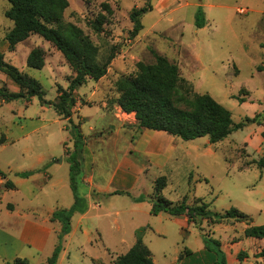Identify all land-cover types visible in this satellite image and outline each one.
<instances>
[{
  "label": "rangeland",
  "instance_id": "1",
  "mask_svg": "<svg viewBox=\"0 0 264 264\" xmlns=\"http://www.w3.org/2000/svg\"><path fill=\"white\" fill-rule=\"evenodd\" d=\"M68 1L64 21L78 27L90 39L97 48L98 62L105 63L109 55L116 54L104 78L98 82L89 81L77 90V108L91 114L101 109L107 115V118L99 113L93 115L83 137L88 159L94 160V172L102 181L122 161L127 147L126 136L134 138L136 143L142 133L133 115H124L117 109L118 83L123 77L136 75L139 63L155 64L156 54L178 66L181 78L193 93L209 94L229 110L236 124L247 117H256V122L210 146L208 137L189 142L174 137L175 143L182 146L170 164L171 170L160 173L153 170L147 178L149 197L155 196V184L164 178L167 187L161 195L168 201L178 204L186 199L192 205L202 199L217 213L236 208L249 216V225L235 220L219 225L207 221L193 224L185 221V217L177 219L165 213L150 215L143 207L131 213L132 218L129 214L121 216L122 225L115 230H110L109 223L116 217L93 219L85 227L88 232L85 236L76 217L71 233L62 243V252L70 253L71 261L68 263L66 255L60 264H77L81 253L104 258V244L110 246L114 255L121 256L128 252L126 245L131 240V232L142 225L143 241L152 252L155 264H173L180 253V261L185 264H213L204 249L203 233L219 240L227 253H237L235 264H264V259L258 257L264 250V240L244 236L248 227L264 225V170L254 163L264 158V0ZM147 3L152 5V11L144 15L143 29L132 39L130 15ZM103 4L110 5L112 14L103 11ZM10 7L8 0H0V54L6 62L38 80L47 101L56 102L59 87L68 88L75 73L63 54L38 35L18 44L14 50L9 48L5 36L14 23L5 12ZM198 9L204 11L207 21L202 29L195 27ZM100 14L106 15L107 23L102 32H96L90 23ZM35 48L44 52L46 64L42 70L27 65L28 55ZM2 88L14 93L20 91L0 71ZM74 122L78 124L79 120L75 118ZM92 127L97 130L91 133ZM81 131L83 133L82 126ZM114 131L120 134L116 136L115 133L107 139ZM76 136L74 125L59 116L52 105H43L36 97L10 103L0 100V171L4 172L0 175V264H44L48 254L58 245L60 224L51 223L59 232L52 235L42 252L22 244L18 235L24 218L43 222L52 211L67 210L66 199L72 198L68 157L75 151ZM83 151H79L81 158ZM40 155L53 156V164L64 160L57 177L68 186L55 190L38 187L43 181L37 173L38 182L26 180L18 184L19 192L12 191L16 187L15 173ZM82 177L83 174L78 181V193L83 196L88 186L83 185ZM11 182L15 187L9 189L7 184ZM115 201V206L126 213L134 204L129 196L117 197ZM104 204L107 206L109 202L103 201ZM95 225L103 231L101 244ZM190 253L201 254L193 256ZM241 254H244L242 263L238 262Z\"/></svg>",
  "mask_w": 264,
  "mask_h": 264
},
{
  "label": "trees",
  "instance_id": "2",
  "mask_svg": "<svg viewBox=\"0 0 264 264\" xmlns=\"http://www.w3.org/2000/svg\"><path fill=\"white\" fill-rule=\"evenodd\" d=\"M11 4L5 16L14 23V27L6 36L9 48H14L33 35H38L52 43L60 51L69 63L75 77L68 88L59 87L56 102L46 100V93L42 84L20 71L17 67L5 61L0 54V71L8 76L20 89L18 93L10 92L6 88L0 89V100L10 103L23 99L29 101L38 98L43 105H52L56 113L69 119V123L77 129L75 139V151L69 158L70 186L74 194L75 202L67 210L54 212L51 220L62 225L59 234V243L56 245L52 256L44 264H58L63 251V240L71 233V220L75 214H85L89 210L88 200L78 193V181L82 176V166L79 161V151L85 145L80 127L71 119L78 103L75 95L78 88L89 81L98 82L107 75L108 68L115 59L113 52L105 63L97 60V48L90 39L75 25L65 23L64 14L69 8L68 0H8ZM150 1V0H148ZM103 11L112 14L109 4L102 5ZM152 11V5L147 3L140 9H134L130 15L133 29L130 32L132 39L136 38L143 29L142 18ZM107 23V17L100 14L91 26L96 32H102ZM207 25L205 13L198 9L195 15V27L202 29ZM155 64L139 63L136 75L123 77L118 88L120 96L117 104L126 114H133L140 129L166 132L167 134L189 142L204 137L209 138V143L215 145L223 142L234 132L246 128L256 122L255 118L247 117L245 121L236 124L229 110L214 100L209 94L199 95L192 91L184 79L180 76L177 65L171 63L166 57L155 55ZM44 52L33 49L27 58V65L36 70L45 67ZM68 129V128H67ZM264 138V133H263ZM257 167L264 170V158L255 161ZM42 172V170L38 171ZM37 172V173H38ZM35 172L17 173L16 176L28 179ZM0 175H4L0 171ZM158 179L155 184V196H142L135 199L136 203H151V215L159 216L162 213L171 217H186L193 224L203 221L219 225L225 221L251 222L249 216L236 208H231L224 213L213 212L209 204L198 199L194 204H189L186 199L175 204L165 199L161 192L167 187L163 180ZM9 189L14 188V183H8ZM115 192L113 195H123ZM96 196V194L94 195ZM144 229L137 233V241L134 246L122 256H119L114 264H154L153 254L143 241ZM204 249L212 258L213 264H227V256L222 248V243L203 233ZM245 238L264 240V225L250 226L244 231ZM192 255V253H190ZM264 259V250L258 255ZM239 261L243 262L244 254L239 255Z\"/></svg>",
  "mask_w": 264,
  "mask_h": 264
},
{
  "label": "crops",
  "instance_id": "3",
  "mask_svg": "<svg viewBox=\"0 0 264 264\" xmlns=\"http://www.w3.org/2000/svg\"><path fill=\"white\" fill-rule=\"evenodd\" d=\"M75 95L77 97L78 91L75 93ZM117 109L124 115H133V114L124 113L119 106H117ZM98 113L100 114V116L107 118V115H105L103 113V110L101 109H97V112L91 114L90 112L88 113L84 112V109H82L81 107L78 108L75 107L71 119L74 124H75L74 122L75 118L79 120V123L75 125H78L80 127L81 133H82L81 126H82L83 137L85 135L84 133L85 127H87V125L90 123V120L93 118V115ZM67 121L69 122V119H67ZM96 130L97 128H93V127L90 128L91 133ZM115 133L116 136L120 134L116 131L111 132V135L107 139H110L111 136H115ZM126 138H127L126 139L127 147L123 152L124 154L122 156V161L120 162V164L117 165L115 171L112 172L109 176H107V178L104 181H102L99 177H97L96 173L94 172L95 171V169L93 168L94 160L88 159L86 152L87 149L86 143H85V147L83 148L84 150L83 158L79 156V161L82 166V174H83L82 183L84 186L85 185L88 186V190L86 194L84 192L83 196L80 194L79 195L88 200L89 210L85 214H75L71 220V225L73 220L76 217H78L79 228L81 229L82 235L87 236L88 232L86 231L85 227L89 225L93 219L101 220V219H112V217H116L115 220L109 223L110 230L112 229L115 230L117 226L119 227V225L120 226L122 225L120 223L119 218L125 214H129V216H131L132 218L131 213H137L140 208L145 207L147 213L151 215L150 211L152 206L151 205L148 206L149 202L136 203L135 199L142 196H148L151 193L150 184L149 182H147L148 176H151L149 174L153 170L156 171L157 173L166 172L168 171V169L170 171L171 170L170 164L173 162V159L175 158L176 154L179 152V148L182 146L180 145V143L179 144L175 143L176 142L175 138L167 134L166 132L153 131L148 129H142L141 137L139 140H137L136 143L134 142V138H131L129 135L128 137L126 136ZM85 141L86 140L84 139V142ZM207 144L208 146L211 145L210 143ZM24 152L26 153L27 151L24 150ZM204 155L212 156V154H204ZM35 157L36 159H34L32 164H30L26 168H23L21 172H17V173L35 172V174L28 179H22L17 177V180L14 182L16 184V187L12 191L19 192L18 184L25 182L26 180L31 179L34 180L33 182L35 183L38 182L37 172L40 170H42V172H38V173L42 177H39V179L40 181L42 180L43 182H41L42 185L38 187H48L55 190V189H64L68 186L67 182L65 183L64 180L58 179L57 177V173L59 172V167L63 165L64 160L61 161L60 163L53 164L51 160L53 156L40 155ZM155 178L156 176L152 179V182L155 180ZM68 179H69V187L71 189L69 172H68ZM115 192H122L124 194L113 195ZM95 194L96 196H94ZM121 196H129L133 200L134 204L129 206L130 209H128L129 212L127 211V213L124 212L125 210L119 209L117 206H115L116 198L117 197L119 198ZM66 201L69 203L66 204L67 207L66 209L71 208L75 202L73 192H72L71 200L67 198ZM103 201L104 202L108 201L109 204L108 205L106 204L107 206H105V204L103 205ZM54 212L55 211H52L48 217V220L43 222H39L37 220H32L29 218H24L23 222L21 223V228L18 235L20 242L24 245L31 246L37 252L45 251L49 239L52 237L53 234L59 232L58 227L51 226V223L60 224L57 221L53 222L51 220V217ZM186 220L188 221L187 218L185 219V221ZM143 228H144L143 225L139 227L136 226V228L131 232V240L129 244L126 245L128 247V251L136 243L138 231ZM95 231L99 236L100 239L99 242L101 244L103 241V231L100 232L97 225H95ZM126 243L127 241L123 242V245H125ZM222 248L227 256V264H235L236 261L235 257H237V253H227L223 245ZM53 252L48 254L49 256L47 260L52 256ZM196 254H201V253H192L193 256H195ZM66 255L68 256V263H70L71 261L70 253L62 252L60 254L58 264H60L61 260H64ZM180 255L175 258V263L173 264H185V262L180 261ZM118 257L119 256L114 255L108 244L107 245L104 244V258H98L94 256L92 253L91 254L81 253V259L77 264H114ZM25 259L28 260L27 258ZM238 262L240 261L238 260Z\"/></svg>",
  "mask_w": 264,
  "mask_h": 264
}]
</instances>
